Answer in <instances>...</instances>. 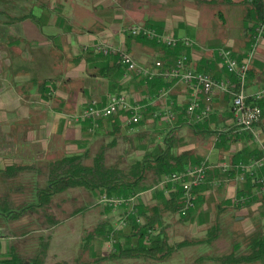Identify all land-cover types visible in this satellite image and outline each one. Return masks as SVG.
<instances>
[{"label": "crops", "instance_id": "0c3cea01", "mask_svg": "<svg viewBox=\"0 0 264 264\" xmlns=\"http://www.w3.org/2000/svg\"><path fill=\"white\" fill-rule=\"evenodd\" d=\"M240 1L0 0V169L10 165L37 168L48 159L78 151L83 129L66 117L80 110L91 97L104 98L114 92L111 85L114 78L89 76L106 63V58L92 52L95 45L106 43L127 51L138 66L147 67L159 47L131 38L127 31L142 25L167 36L192 38L200 42L204 53L216 51L217 54L219 49H231L240 56L251 49L252 31H245V27L253 25L251 21H244L250 0L247 3ZM238 8L240 12L234 15ZM204 53L191 51L192 68L195 69L196 63L202 60L208 61ZM203 67L216 80H230L220 64L217 69ZM249 68L245 91L251 95L264 87V36L254 49ZM180 86L171 88L175 93L171 99L177 103L184 102L186 97ZM129 91L128 94L134 97ZM220 101L219 96H213L211 105H220ZM158 102L161 101L155 97L147 101L151 105ZM262 122L259 130L264 133V118ZM240 147L238 143L237 148ZM35 178L41 181L43 173L25 168L17 180L0 179V195L9 194L12 200L26 199L31 196L30 184ZM12 182L28 187L4 188ZM237 187L238 183L233 181L224 187L220 196L207 190L205 199L229 201ZM224 207L220 210L202 204L193 210L191 218L194 220L186 225L188 229H184V234L180 237L175 233L173 238L169 233V242L203 237L207 227L217 219L215 217L224 223L223 232H229L224 238L213 244L183 246L166 262L226 264L224 255L237 246L240 251L245 234L258 229L264 235V204L259 199L247 207L235 208L230 204ZM199 218L203 221L197 222ZM20 219L9 220L6 227H0L6 233V238L0 240V260L7 259L13 251L30 258L45 247L43 264H78L79 244L68 241L63 234L73 232L72 227L57 224L46 228ZM237 223H244L243 229L230 230ZM40 233L49 235L50 239L44 240L46 245L42 246L38 239ZM99 254L107 255L105 245L100 247ZM119 262L128 264L127 261ZM242 264H264V260Z\"/></svg>", "mask_w": 264, "mask_h": 264}, {"label": "trees", "instance_id": "16d2710c", "mask_svg": "<svg viewBox=\"0 0 264 264\" xmlns=\"http://www.w3.org/2000/svg\"><path fill=\"white\" fill-rule=\"evenodd\" d=\"M229 2L235 3L233 1ZM240 2L247 3L248 0H242ZM249 5V10L245 11L244 14V21L245 23L251 21L253 24L250 27H245V31H252L250 34V45L252 49L253 45L256 43L255 38L258 34L257 29L264 23V0H250ZM144 27L152 29L158 34L165 35L151 27ZM263 36L264 33L262 34V38ZM129 37L139 41H148L152 45L159 46L156 51V56L152 57L151 64L146 68L154 69L155 62L159 61L160 66L158 70L161 72L166 71L174 66L178 57L183 55L187 56V66L192 68L190 66V53L193 51L194 46H184L178 43L174 47H169L143 34L136 36L129 35ZM229 50L239 62L243 61L249 53L247 52L246 54L236 56L233 50ZM120 51L123 50L120 49ZM92 52L96 53L94 50ZM123 52L127 53V51ZM89 53L90 52L87 54ZM96 54L106 58V63L97 70L90 72L89 76L93 78L98 76L109 80L114 78V82L111 80V85L114 86L112 87L114 92L108 95L126 94L132 102L144 104L147 103L145 98L147 97L148 99V95H157L159 90L166 89L168 86L169 82L165 80L163 76H156L148 80L146 77L138 75L135 71H127L125 67L118 62L117 54ZM78 58H80V56ZM197 64L198 63L195 65V69H192L200 72H207L206 70L203 71L201 66H197ZM219 64L220 67L226 71L220 62ZM249 72L250 68L248 67L243 83L244 88L246 87V80ZM226 73L228 75L227 78H230L228 87L231 91H237L240 84L237 76L227 71ZM129 90L134 94V97L128 94L130 92ZM183 91H185L187 95L188 92L185 87ZM174 95L175 93L173 91L169 92L168 100H172L171 98L174 97ZM216 95H219L223 102H221L220 105L212 104L213 113L211 114L213 117H211L210 121L208 119L211 116L210 114L209 117L202 121V124H200L201 122L195 123L191 119H189L190 121L188 120L185 113L186 101L177 103L172 100L171 105L166 103L175 113L176 119L174 120V124L177 126H187L189 134L194 137L199 136L203 138L206 133H208V135H213L212 142H215L217 145L216 149L219 150H223L222 147L228 149L233 144H235L233 147H236L238 143L241 142V147L237 148L236 151L231 152L227 150L225 152V156L227 155L225 158L227 163L235 164L259 158L262 155V149L255 144L251 133L245 130H239L234 124L231 112L232 94L228 92H217L213 96ZM107 96L104 98L91 97L81 109L87 106L93 99H97L102 105L104 101L106 103ZM159 101L161 102L155 105L147 103V107H144L143 111L147 110L150 111V113L153 111L155 112V106H160L159 104L165 103L164 100ZM258 105L262 111L261 118H264V100L258 101ZM218 107H221L220 110ZM124 114L125 113H121L100 119L99 126L102 128L104 134L108 136L111 135L113 138L108 143L98 140L97 143L93 145L94 148L92 151L96 150L93 153L90 152V149H85L84 152L81 153L64 154L44 161L42 165L37 168L34 166L23 167L21 165H10L1 168V180H7L9 178L17 180L20 172L25 168L35 169L36 172L43 173L44 178L41 179V181L39 178H35V180L32 179L29 194L31 196L26 197V199L12 200L9 194L0 195V227H6L4 225H6L9 220H18L23 216H27L28 223L36 224L40 227L51 228L54 225L62 223V221L57 219L54 208L59 206L58 201L63 200V194L66 195L67 191L71 189H84L92 196L106 195L108 197L128 198L138 195V199H141V192L150 186L152 187L150 202L142 201L140 203L138 201H133L131 204H122L114 208L120 210V213L117 214L118 216L116 215V219L124 218L130 233L137 238L135 244H124L121 240L116 242L114 233H116L118 229H116V225H113L116 219L111 216L102 217V219L93 226V229L87 231L85 235L86 240L84 245L81 246V250H84L86 247L88 248L91 240L96 237L106 240L110 238L111 244L109 245L113 249L111 250L110 246L108 247L109 249L105 247V251L107 252L106 256H100L99 250H97L91 260L92 264H100L104 260H112L118 264L120 263L119 261H127L128 263L133 261L136 262V264H160L166 262L177 249L183 246L205 243L213 244L219 238H224L226 234V232H223L222 228V224L224 223L220 222L218 217H215L217 219L212 221L207 227L203 237H187L180 241L169 242L170 236L166 228L167 225L164 222L165 217L178 213L181 220L188 218L189 211L194 208L197 199L204 201L205 191L209 190L211 193L220 196V193L224 191V187L227 186L226 182L232 179H228L227 174L221 172L213 163H209L211 161L204 160L205 158L197 156L194 165L205 162L209 165L210 169L207 171L206 181L191 192L192 196H194L193 206L186 211L185 215H181L180 212L185 202L182 189L179 183L172 184L167 182L166 179L174 172H180L187 167H192L187 164L190 151L184 148L181 149V146L178 145L179 136L177 129L171 128V130H169L167 124L165 125V128L168 129L166 134H163L162 131H158L162 136V141L160 143L154 141V138L148 133V131L154 129L153 123L150 125L149 122L146 121L147 119L145 116H143V113L140 121L147 125L146 129L137 131L133 137L131 135V137H124L129 138L128 142L130 143V148H126L124 153H121L113 163H107L105 158L106 151L110 147L117 145L118 139L116 134L120 131L121 123L124 122ZM154 118L155 117H153L152 120H154ZM228 120H230V122ZM187 121L189 123H187ZM210 122L211 125L216 127L215 129L208 128ZM259 122L257 123L258 128ZM219 123H222V125L219 126ZM87 126V129H90V123ZM94 130L95 129L88 131L93 132ZM90 135L92 136V133ZM135 141L137 142L136 144ZM213 143L209 148L213 147ZM130 149H141L143 153L140 157L130 162H125V155L130 153ZM213 180H223V184L213 185L211 183ZM14 187L16 189H23L28 186H24V184L17 182L16 184L12 182L4 185V188L8 190H13ZM239 196L245 197V200L243 202L236 201L237 199L235 197L238 198ZM256 199H259L264 204V195H259L254 189V185L246 181L245 183H238V187L230 197L227 205L230 204L235 208L247 207L250 202ZM221 202L222 201L216 202L213 208L223 210L225 207L220 204ZM96 204H99V202ZM102 206L106 207L104 204ZM108 208L111 209V207ZM83 210L84 208H80L77 211ZM4 235H6V233ZM239 236L240 234L238 233L236 237L238 238ZM38 239L41 240L43 246L46 245L44 240H49L50 238L49 235L40 233ZM112 240L114 242H112ZM242 243L244 246L240 251H238L237 246L228 254L224 255L223 260L226 264H242L264 260V235L262 231L257 229L249 235L245 234L242 238ZM114 245L115 247H113ZM44 248L38 249L30 258L24 257V255L17 251H13L7 259L0 260V264H43V256L45 255Z\"/></svg>", "mask_w": 264, "mask_h": 264}, {"label": "built area", "instance_id": "2783aa9c", "mask_svg": "<svg viewBox=\"0 0 264 264\" xmlns=\"http://www.w3.org/2000/svg\"><path fill=\"white\" fill-rule=\"evenodd\" d=\"M257 31L258 34L256 36L257 39L255 38V42L258 40V37H261L264 33V25L259 27ZM128 34L132 36L143 34L146 37L153 38L158 43L165 44L169 47H174L178 43H181L184 46H190L192 44L191 41L186 38L161 35L154 30L143 26L131 27ZM253 50L254 47L249 51L246 58L240 62L233 56L229 49H220L217 52V55L221 58V64L226 71L235 74L240 81L239 89L237 91H231L228 87L229 81L216 80L208 73L189 68L187 66L186 55L178 57L172 68L161 72L158 70V67L160 66L159 61L155 62L154 69H149L138 66L128 53L120 51L117 47L106 43H98L94 47L96 53L103 55L117 54L118 62L125 67L127 71H135L138 75L146 77L148 80L156 76H163L168 82L171 81L174 82V84L183 85L188 92L185 97V113L195 123L202 122L213 113L211 100L215 93L228 92L232 94L231 112L234 124L239 130H245L251 133L253 139L261 147L262 155L259 158L251 159L247 162H238L235 164L221 163L214 166L219 168L221 172L227 174L228 179H233V181L237 183H245L246 181H249L254 185V189L259 195H264V146L261 139V131L257 127L262 112L258 105V101L264 100V87L260 88L253 94L248 95L243 85ZM170 91V87L159 90L155 99L168 100ZM171 104L170 101L169 105ZM144 107L143 104L132 102L126 94H111L107 96L106 103L101 105L97 99H93L81 111L69 115L68 120H72L75 123L87 121L90 123L91 129H94V127L98 125L100 119L125 113L123 117L124 122L127 125H135L142 118L141 113ZM153 117L160 118L165 122H172L175 120L176 116L174 111L167 106L162 111L154 112ZM209 169V165L204 162L199 165L187 167L183 171L174 172L166 179L167 182L172 184L179 183L182 189L185 202L180 212L181 215H185L186 211L193 206L194 196H192L191 192L206 181L207 171ZM211 183L213 185H220L223 183V180H213ZM135 198L136 196L119 198L101 195L99 197V203L111 208H116L122 204L132 203ZM235 198L237 199L236 201L243 202L245 200V197L243 196ZM125 226V219L119 218L116 222V229H121ZM112 242L114 241L112 240Z\"/></svg>", "mask_w": 264, "mask_h": 264}, {"label": "rangeland", "instance_id": "374dc122", "mask_svg": "<svg viewBox=\"0 0 264 264\" xmlns=\"http://www.w3.org/2000/svg\"><path fill=\"white\" fill-rule=\"evenodd\" d=\"M239 12H240V8H238L236 11H234V15H236ZM262 25H264V23ZM138 26L142 27V25H138ZM261 26H259V27H261ZM129 30H130V28L127 31H129ZM186 39L191 41L192 44L190 46H194L193 50L195 52H197L199 54L204 53V50L199 46L200 42L194 41L192 38H186ZM256 39H257V37H256ZM261 39H262V36L258 37V40L256 42L259 43V41ZM258 43L253 45L254 49L256 48ZM157 47H159V46H157ZM253 55H254V50H253V54H251L250 62L253 59ZM203 56L208 58V61L210 63V64H208V61L205 62L202 60L201 63L197 64V66L198 65L201 66V69L203 71L205 70L204 69L205 67H203L204 65L207 66L208 68L211 67L212 69H217L219 62L221 63V58L219 56H217L216 51L215 52L212 51V53L211 52H205L203 54ZM224 81H227V80H224ZM177 85L178 84H174V82L170 81L168 83L167 87H170V88L176 87L177 88L181 84H179V86H177ZM183 88L184 87L180 86V89L183 90ZM218 93H221V92H218ZM156 96H157L156 94L155 95H148V98H153ZM147 100L148 99L146 97L145 101L147 102ZM164 102L165 103H163V104H159L160 106H155V109H154L155 112L162 111L167 107L168 104L166 105V103H168L169 100H164ZM221 102H223V101H220V103ZM143 105L145 107H147V103H144ZM185 105H186V103H185ZM153 112L150 113V111L144 110L141 113V114L144 113L143 116H145V118L147 119L146 121H148L150 125L153 123V128L155 130L154 129L150 130V131H148V133L151 134L150 136L152 138H154V141L160 143L162 141V136L158 133V131H162L163 134H166L168 129L169 130H171V128L177 129L178 136H179L178 145L181 146V149L184 148V149L190 151V157H189V160L187 163L188 166H190V165L194 166L195 158L197 156H200L201 158H205L204 160L211 161L209 163H213L214 165L221 164V163H227L225 160V158L227 156V155L225 156V154H226L225 152L227 150L233 152V151H236V149H237V146L233 147L235 144L230 146L228 149L224 148V147H222L223 150L216 149L217 145L215 144V142L214 143L212 142V136L213 135H208V133H206L203 136V138H201L199 136L194 137L193 135L189 134L187 126H184V125L177 126L174 124L175 121L165 122L164 120H162L160 118H154V120H152L153 119V117H152ZM68 116L66 117V119H68ZM211 117H213L212 114L208 119L210 120ZM175 119H176V117H175ZM189 119L190 118L188 117V120ZM68 121L74 125L80 126V128L83 129V132H82V138L83 139H81V141L79 142L80 146L78 147V151H76L74 153L84 152L85 149L86 150L90 149L91 150L90 152L93 153L96 151V150L92 151V149L94 148V146H93L94 143H97L98 140L100 142L108 143L113 138V136H111V135L108 136V135L104 134L102 128L99 126L100 120L98 121V125L96 127H94L95 130L93 132H89V131L93 130V129H91V127H90V129H87V127H88L87 125H89V122H87V121H83L80 123H75L72 120H68ZM187 123H189V122L187 121ZM262 123L263 122H262V118H261L258 126L261 127ZM166 124L168 125V129L165 128ZM200 124H202V122ZM146 126L147 125L144 123H141V121H139L135 125H127L125 122H122L121 126H120V131H119V133L116 134L117 139H118L117 145L110 147L106 151V155H105L106 162L107 163H113L121 153L122 154L124 153L126 148H128V147L130 148V143L128 142L129 138H124V137H131V136L133 137V136H135L134 134L137 133V131H143L142 129H146ZM208 128L209 129L210 128L215 129L216 127L211 125V122H210V125L208 126ZM91 133H92V136L90 135ZM261 139H262V142L264 143V133L263 132H261ZM136 143L137 142L135 141V144ZM212 143H213V147L209 148L212 145ZM240 144H241V142H240ZM255 144L257 146H259V144H257L256 141H255ZM223 151H224V153H223ZM142 153H143V151L141 149L131 150L130 153L125 155V162H130V161L134 160L135 158L140 157L142 155ZM232 182H233V179L228 180L226 182L227 183L226 185H228ZM151 194H152V187L149 186V187H147L146 190L141 192V196H140L141 199H138V195H136L137 197L135 198L134 201H138L140 203L142 201L150 202L151 197H152ZM62 197H63V200L58 201L59 206L54 208V213L56 214L57 219L62 221V223H60V224L68 225L69 228L72 227L74 229L73 232L68 231L66 233L63 232V234H65L67 236L66 238L68 239V241L79 244V250L81 252L80 257H79V264H92L91 260L94 257L95 252L97 250H100V247L102 248V246L105 243H106L105 247L108 248L110 246L109 244H111V242H110L111 240H110V238L106 240V239H98L96 237V238L91 240L88 248L86 247L84 250H81L82 249L81 246L84 245L85 240H86L85 235L87 234V231H90L91 229H93V226L100 219H102V217L105 218L107 216H111V217L116 219V217L118 216L117 214L120 213V210L114 209V208L109 209L107 206L106 207L102 206L103 205L102 203L96 204L99 202L100 196L99 195L98 196H92L91 194H88L87 191H85L84 189H76V188L71 189V190L67 191L66 195L63 194ZM205 203L207 204L208 207H213V206H215L216 201H214L211 197L204 199V201L197 199L196 203L194 204V208L191 211H189V216L186 219L181 220L178 213H176L172 216L165 217L164 222L167 225L166 228H167L168 233H171L172 237L174 236L173 234H175V233L178 235L180 234L179 236L181 237L184 234L183 233L184 229L188 226L189 223H191L194 220L193 218H191V214L193 213V210L199 209L202 206V204H205ZM227 203H228V200L225 202H221L220 204L223 206V205H227ZM100 204H102V205H100ZM80 208H84V210L78 212L77 210ZM75 211H77V212H75ZM26 219H27V216H24V217H21L20 221L22 222L23 220L25 221ZM116 220L113 222L114 223L113 225H116L115 224ZM196 220H197V222L198 221L200 222L201 218L196 219ZM201 221H203V220H201ZM234 226H235V228L233 227L230 230L236 229V230L240 231L243 229L244 223H237ZM64 229H66V228H64ZM186 229H188V228H186ZM226 232H228V230H226ZM4 234H5V232L0 230V240L2 238L3 239L6 238L5 237L6 235H4ZM114 234H115V236H117V237L114 236L116 242L119 240H121L122 243H124V244L125 243L135 244L137 242V238L134 237L130 233L128 226H125L122 229H118V231ZM173 238H175V237H173ZM113 247H115V245ZM111 250H113L112 247H111ZM183 259L184 258H182V260ZM69 261H70V259H69ZM176 262L177 261L173 262L172 260H170L168 262H164V263H160V264H183L185 261H183V263H180V262L176 263ZM101 264H118V263L113 262L112 260H109L107 262L102 261ZM128 264H136V262L132 261V262H129Z\"/></svg>", "mask_w": 264, "mask_h": 264}]
</instances>
